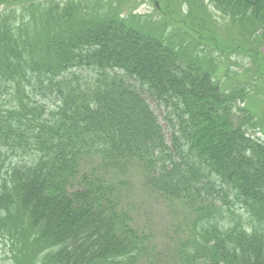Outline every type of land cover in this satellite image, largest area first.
Returning a JSON list of instances; mask_svg holds the SVG:
<instances>
[{
	"label": "trees",
	"instance_id": "trees-1",
	"mask_svg": "<svg viewBox=\"0 0 264 264\" xmlns=\"http://www.w3.org/2000/svg\"><path fill=\"white\" fill-rule=\"evenodd\" d=\"M137 3L0 0V246L160 264L120 207L137 165L185 211L174 263L264 264V0Z\"/></svg>",
	"mask_w": 264,
	"mask_h": 264
},
{
	"label": "rangeland",
	"instance_id": "rangeland-1",
	"mask_svg": "<svg viewBox=\"0 0 264 264\" xmlns=\"http://www.w3.org/2000/svg\"><path fill=\"white\" fill-rule=\"evenodd\" d=\"M137 1L141 5L142 12L152 11L149 3ZM149 2L151 3L152 0ZM156 2L161 4L164 0H156ZM208 11L211 12L210 7ZM185 15L183 14L184 18ZM262 51L264 52V47ZM123 177L127 183L121 193L120 207L130 210L132 225L136 230H146L151 233L152 241L157 248L159 263L176 264L172 261L171 248H165L170 245V240L175 238V230L184 224L185 211L153 192L138 167L127 168ZM9 248V244L0 246V264H13L5 255ZM140 264H144V260Z\"/></svg>",
	"mask_w": 264,
	"mask_h": 264
}]
</instances>
